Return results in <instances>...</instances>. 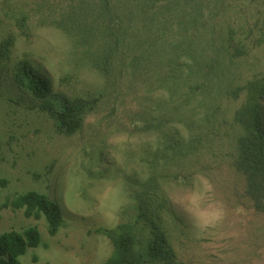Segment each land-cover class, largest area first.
<instances>
[{
	"label": "rangeland",
	"instance_id": "374dc122",
	"mask_svg": "<svg viewBox=\"0 0 264 264\" xmlns=\"http://www.w3.org/2000/svg\"><path fill=\"white\" fill-rule=\"evenodd\" d=\"M40 1L44 0H0V42L8 36L14 39L11 54L0 63V182H5L0 183V205L13 195L38 191L59 203L65 224L49 236L43 219L0 208V233L30 226L40 233L41 243L20 257L21 264L104 263L112 248L96 230L118 224V213L129 200L128 185L147 175L141 161L156 153L165 140L164 135L138 133L137 129L155 130L164 123L169 129L175 127V146L194 143L199 150L189 153L192 160L212 170L198 169L189 189L175 186L170 190L174 213L181 222L172 229L182 264H264V215L256 213L242 196L243 179L233 170V153L229 152L237 132L233 115L244 100L243 92L237 98L231 93L264 74V45L254 42L257 31L238 35L247 45L241 50L243 56L234 57L227 39L231 20L236 18L244 28L246 14L262 19L264 10H214L218 12L215 21L213 14L209 19L208 10H202L206 21H201L209 29L203 38L206 43L195 37L192 48L176 53L172 62L168 44L176 32H167L166 38L160 36L143 53L146 58L152 52V59L136 69L132 63L140 51L135 49L133 55L121 51L123 59L129 57L122 74L102 80L85 77L78 70L79 61L72 63L57 38L35 31L43 16L60 19L63 12L29 10ZM129 12L133 10H121V15ZM21 13L29 15L28 26L34 28L35 39L26 40L19 34L12 16ZM140 14L135 10L128 35L148 41L152 32L144 29L148 21H140ZM22 57L51 79L55 93L98 99L79 133L71 137L58 134L45 114L30 107L31 99L11 79V65ZM119 58L113 61L115 70ZM153 61L157 72L147 70ZM73 74L79 77L77 81L68 79ZM173 75L185 89L197 83L205 88L190 97L175 100L172 95L169 100L166 84Z\"/></svg>",
	"mask_w": 264,
	"mask_h": 264
},
{
	"label": "trees",
	"instance_id": "16d2710c",
	"mask_svg": "<svg viewBox=\"0 0 264 264\" xmlns=\"http://www.w3.org/2000/svg\"><path fill=\"white\" fill-rule=\"evenodd\" d=\"M236 1L241 0H44L33 4L29 10H62L60 19L43 16L35 31L42 30L45 37L49 35L57 38L61 49L71 56L72 63L77 65L79 61L78 70L85 77L99 76L106 80L112 74H122L129 57L123 59L121 51L130 55H133L135 49L140 51L132 63L138 69V65L141 66L148 58L152 59V52L146 58L143 53L150 50L149 47L152 43L153 47L160 36L166 38L167 32H176L168 44L172 51V62L176 60V53L192 48L195 37L206 43L203 38L209 34V29L206 22L201 21H206L201 14L202 10H208L209 19L213 14L212 21H215L218 14L214 10H264V0H243L240 6ZM121 10L133 12L121 15ZM135 10L141 12L140 21H148V27L143 22L144 29L152 32L148 41L140 38L136 40L135 35H128V26L134 23ZM12 18L19 34L26 40L35 39L34 28L28 26V14H17ZM263 24L264 17L261 19L254 13L246 14L244 28L239 26L236 18L229 22L227 39L229 37L232 56L245 54L241 50L247 44L237 39L238 35L249 32L253 35L257 31L258 36L254 42H257V46L264 45V28H258ZM154 27L156 29L151 30ZM13 46L12 36L0 42V63L9 57ZM118 55L120 58L115 70L113 61ZM147 70L157 72L154 61ZM129 74H134V71ZM73 75L74 78L68 79L77 81L79 77ZM173 77L166 84L169 100L172 95L175 100L187 98L205 88L197 83L185 89ZM11 79L15 87L31 99L30 107L45 114L52 121L55 131L63 136L71 137L79 133L98 101L97 98H67L55 93L51 79L23 57L11 65ZM62 81L67 82V79ZM114 88L117 91V87ZM241 92L244 100L233 115L237 132L229 147V152L233 153L231 165L243 179L242 196L251 203L256 213L264 215V74L247 80L242 86L236 87L231 95L237 98ZM163 125L155 130H149L146 126L137 129L138 133L160 137L164 135L165 140L156 153L141 161L147 171L145 178L140 182H129V200L118 213V224L111 229L96 230L97 234L110 242L112 248L110 256L102 264H182L180 251H177L180 244L172 229L181 222L174 213L170 190L175 186L189 189L198 169L212 170L207 168L209 166H203L199 160H192L189 153L199 150L197 145L193 146L194 143L190 142L185 147L175 146V127L169 129V125ZM0 208L21 210L26 218L43 219L49 236H55L65 224L59 203L34 190L6 198ZM40 243L41 237L36 226L0 233V264H21L20 257ZM33 261L36 262L34 256Z\"/></svg>",
	"mask_w": 264,
	"mask_h": 264
}]
</instances>
